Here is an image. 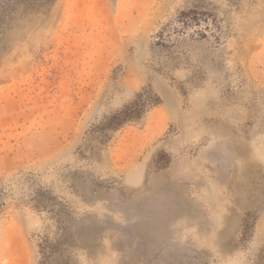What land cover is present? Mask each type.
I'll list each match as a JSON object with an SVG mask.
<instances>
[{"label": "rangeland", "instance_id": "obj_1", "mask_svg": "<svg viewBox=\"0 0 264 264\" xmlns=\"http://www.w3.org/2000/svg\"><path fill=\"white\" fill-rule=\"evenodd\" d=\"M0 264H264V0H0Z\"/></svg>", "mask_w": 264, "mask_h": 264}, {"label": "trees", "instance_id": "obj_2", "mask_svg": "<svg viewBox=\"0 0 264 264\" xmlns=\"http://www.w3.org/2000/svg\"><path fill=\"white\" fill-rule=\"evenodd\" d=\"M195 17V22H191L190 17H188L185 13L179 15L172 23L166 26L162 33L163 35L160 38V42H165L166 38L171 37L167 31L170 28L174 29L176 36L179 37L184 36L190 28L194 27L198 29L200 38H206L205 31L208 29V26H205V28L202 29L203 20L201 21L198 18V14H195ZM204 23H206V21H204ZM164 32H166L165 35ZM157 104L158 100L152 94H138L132 103L121 109L111 118V120L115 121V126H121L127 122L139 120L148 109L156 106Z\"/></svg>", "mask_w": 264, "mask_h": 264}]
</instances>
